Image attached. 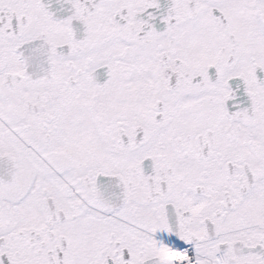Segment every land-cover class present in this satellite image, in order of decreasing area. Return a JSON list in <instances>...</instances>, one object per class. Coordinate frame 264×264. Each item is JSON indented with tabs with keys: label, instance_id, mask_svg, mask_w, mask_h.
Returning <instances> with one entry per match:
<instances>
[{
	"label": "snow or ice",
	"instance_id": "1",
	"mask_svg": "<svg viewBox=\"0 0 264 264\" xmlns=\"http://www.w3.org/2000/svg\"><path fill=\"white\" fill-rule=\"evenodd\" d=\"M0 264H264V0H0Z\"/></svg>",
	"mask_w": 264,
	"mask_h": 264
}]
</instances>
